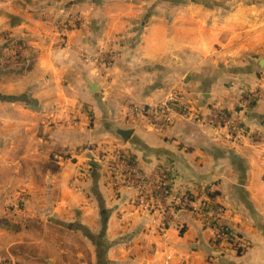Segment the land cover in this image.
<instances>
[{"label":"crops","instance_id":"0c3cea01","mask_svg":"<svg viewBox=\"0 0 264 264\" xmlns=\"http://www.w3.org/2000/svg\"><path fill=\"white\" fill-rule=\"evenodd\" d=\"M21 2L0 0V264H264V0ZM170 96L186 114L164 130L131 112ZM228 114L242 135L218 124ZM118 153L209 191L249 249L217 248L187 210L161 231L114 174Z\"/></svg>","mask_w":264,"mask_h":264},{"label":"built area","instance_id":"2783aa9c","mask_svg":"<svg viewBox=\"0 0 264 264\" xmlns=\"http://www.w3.org/2000/svg\"><path fill=\"white\" fill-rule=\"evenodd\" d=\"M259 98L258 89L245 91L241 96V100L247 106L255 105ZM130 108H132L131 112L134 115H144L149 124L157 130L168 128L173 123L177 113L186 114V109L175 96H170L164 102L152 103L142 107L132 105ZM187 116L196 121L200 119L190 113ZM218 124L226 125L234 137L245 132L242 124L230 114L222 115L221 122ZM218 124L213 125V127ZM84 151L93 153L101 163L105 162L103 151L97 152L93 145L86 146ZM118 157L117 162H113L111 165L114 174L124 179L127 187L136 189L135 204L159 218L158 228L161 231H166L172 226L173 213L179 210H187L195 219L200 220L205 228L212 231L213 242L217 248L224 252L229 249H233L235 252L239 250L244 252L249 249L248 243L237 230L223 224L222 218L225 214V207L222 204L211 203L209 191L205 194L177 192L172 186V174L163 166H158L156 175L153 177L135 166H132L130 170L126 169L129 158H132L129 155L118 153Z\"/></svg>","mask_w":264,"mask_h":264},{"label":"trees","instance_id":"16d2710c","mask_svg":"<svg viewBox=\"0 0 264 264\" xmlns=\"http://www.w3.org/2000/svg\"><path fill=\"white\" fill-rule=\"evenodd\" d=\"M30 2V1H29ZM18 3H20L19 1H18ZM22 3V2H21ZM0 12L2 13L3 11H2V9H0ZM9 17H10V19H11V21H12V23L14 24V23H17V21H19V19H18V17L17 16H13L12 14H10V15H8ZM20 42V41H19ZM10 47H11V45H10ZM9 47V48H10ZM24 50V49H23ZM23 54H24V51L22 52L21 50H16L15 48L13 49V54H11L10 56H8V63H7V65L8 66H10V65H12V64H17V65H19L18 63L19 62H21V58L23 57ZM15 56H17V57H15ZM23 67V66H22ZM210 196H214L213 194H210ZM53 230H55V229H53ZM237 253H242V251L241 250H239Z\"/></svg>","mask_w":264,"mask_h":264},{"label":"water","instance_id":"95a60500","mask_svg":"<svg viewBox=\"0 0 264 264\" xmlns=\"http://www.w3.org/2000/svg\"><path fill=\"white\" fill-rule=\"evenodd\" d=\"M92 88L94 90H97L98 89V86L95 84V85H92ZM117 132L124 139V141H127L128 139H130L131 135L133 134L134 129L133 128L125 129V128L119 127L117 129ZM89 157L91 159V164L92 165L100 167V164L95 160L94 155L91 154V155H89Z\"/></svg>","mask_w":264,"mask_h":264},{"label":"rangeland","instance_id":"374dc122","mask_svg":"<svg viewBox=\"0 0 264 264\" xmlns=\"http://www.w3.org/2000/svg\"><path fill=\"white\" fill-rule=\"evenodd\" d=\"M15 3H18V1L21 3V0H13ZM3 9V8H2ZM70 157V156H69ZM20 165H17V168L19 167ZM62 228H56L55 230L52 231V234H53V237L56 239H62ZM67 238V235L64 236V239ZM27 264H30V263H27ZM32 264H37V263H32ZM38 264H42V263H38Z\"/></svg>","mask_w":264,"mask_h":264}]
</instances>
